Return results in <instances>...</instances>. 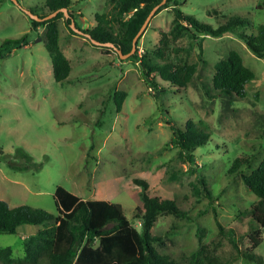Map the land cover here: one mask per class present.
Wrapping results in <instances>:
<instances>
[{"label":"rangeland","instance_id":"374dc122","mask_svg":"<svg viewBox=\"0 0 264 264\" xmlns=\"http://www.w3.org/2000/svg\"><path fill=\"white\" fill-rule=\"evenodd\" d=\"M44 1L0 0V44L29 32L25 43L0 57V199L56 214L53 190L62 185L84 199L120 203L140 230L132 214L141 204L142 186L132 179L143 178L151 195L175 199L188 216L158 215L151 227L153 235L161 236L153 242L158 251L183 253L181 264H190L187 256L207 244L228 264H251L238 256L226 234L218 233L214 213L224 230H234L238 248L250 245L246 209L256 196L240 171L248 173V166L264 155V56L254 54L238 33L255 34L257 25L264 24V0H179L183 13L213 27L231 15L249 21L235 32L205 36L201 47L188 34L171 35L170 6L153 14L139 35L138 52L161 46L175 63L196 64L186 87L169 85L157 96L138 62L118 57L110 45L71 33L63 16L57 19L59 45L71 69L65 80L55 81L44 28L32 30L24 10L46 12ZM71 8L86 28L96 23L95 12L108 11L110 5L106 0H72ZM231 49L255 74L241 98L212 88L214 64ZM117 90L125 92L119 110L113 97ZM187 120L209 133L207 142L195 148L193 162L179 156L171 141L170 125L184 128ZM238 156L247 162L227 173ZM28 227L37 228L23 224L15 233L0 232V247L11 246L14 257L22 256ZM262 235L255 252L264 258Z\"/></svg>","mask_w":264,"mask_h":264},{"label":"trees","instance_id":"16d2710c","mask_svg":"<svg viewBox=\"0 0 264 264\" xmlns=\"http://www.w3.org/2000/svg\"><path fill=\"white\" fill-rule=\"evenodd\" d=\"M161 0H106L110 5L108 11L95 12V24L82 28L75 20L72 11V0H45L41 10L37 13L33 8L29 10L43 17L56 9L65 7L68 16L58 11L50 18L37 20L29 17L31 29L38 26L44 28V45L51 59L52 74L55 81L62 82L70 72L71 65L59 45V29L57 19L64 17V22L71 33H76L70 27L71 18L76 27L101 42H111L122 53L130 51L132 38L140 28L150 9ZM179 0H166L155 11L170 6L173 12L174 25L169 32L173 37L188 34L197 39L199 47L205 36H221L228 32H235L237 27L249 24L246 17L231 15L217 26L202 22L193 15L183 13L178 5ZM26 32L18 38H6L0 44V57L8 49L19 47L25 43ZM166 32L162 33V37ZM257 56H264V24L256 27L255 34L238 33ZM133 53L128 57L138 62L143 76L152 85L153 95L157 96L166 86L183 88L191 81L195 71V63H175L171 58L163 55V48L156 47L153 51L138 52V39ZM37 40V38L35 39ZM117 56L119 57L118 53ZM255 78L253 70L244 65L240 53L231 49L214 64L211 78L212 88L218 93L243 97L245 85ZM166 85H164V83ZM168 83V84H167ZM117 110L120 109L125 92L117 90L113 94ZM172 129L171 141L178 147V155L186 160L194 161V150L203 145L209 138V133L199 127L193 120H187L184 128L170 125ZM29 158L25 153H22ZM247 157H235L227 173L236 171L239 166L247 162ZM249 172L240 171L244 185L255 197L246 212L250 213V226L247 238L250 245L245 249L237 246L233 229H226L216 218L219 234H226L238 256L251 264H264V258L255 252V248L263 239L264 232V155L256 165H249ZM199 183L203 186L207 197L212 200L206 180L199 176ZM132 182L142 186L140 191L141 204L135 206L132 217L140 221V230L124 215L121 204L107 199H84L69 191L62 185H56L53 190L56 214H52L40 207L20 204L10 206L0 199V232L15 233L23 224L36 226V231L25 236L22 240L23 255L14 257L12 247H0V264H181L185 258L181 253L173 256L167 252L158 251L154 241L161 240V236L153 235L151 227L158 215L170 213L176 216L188 217L177 205L173 198H161L151 195L148 182L143 178L134 177ZM190 264H228L215 249L207 244H200L188 256Z\"/></svg>","mask_w":264,"mask_h":264},{"label":"water","instance_id":"95a60500","mask_svg":"<svg viewBox=\"0 0 264 264\" xmlns=\"http://www.w3.org/2000/svg\"><path fill=\"white\" fill-rule=\"evenodd\" d=\"M13 1L17 2V0H13ZM165 1H166V0H161L159 3L155 4V5L150 9V11L148 12L147 16L145 17L143 23L141 24L140 28L138 29V31L135 33V35H134L133 38H132V41H131V43H132V47H131L130 51H128V52H126V53H122L120 49L115 48L114 45H113L111 42H101V41H99V40H96V39L92 38V37L90 36L89 33L84 32V31L81 30L80 28L76 27V25H75V21H74L73 18H71L69 24H70V27H71L75 32H78V33H81V34L86 35V36H87V37H88L93 43L98 44V45H110V46H112V47L115 48V50H116V52L118 53V55H119L120 58H125V57H129V56L133 53V51H134V49H135V47H136V40H137V38L139 37L141 31L145 28V26L147 25V23L149 22V20H150V18L152 17V15L155 13V11L158 9V7H159L160 5H162L163 3H165ZM24 10H25V12H26L30 17L35 18V19H37V20H43V19L50 18L51 16L55 15L58 11H63V12H64V15H65V16H68V12H67V10H66L65 7H62V8L56 9L55 11H53V12H51V13H49V14L43 16V17H40L37 13H33V12H31L29 9H24Z\"/></svg>","mask_w":264,"mask_h":264},{"label":"crops","instance_id":"0c3cea01","mask_svg":"<svg viewBox=\"0 0 264 264\" xmlns=\"http://www.w3.org/2000/svg\"><path fill=\"white\" fill-rule=\"evenodd\" d=\"M31 227H28V228H26V231H29L28 233H26V234H24V236L23 237H25V236H27V235H29V234H31V233H34L35 232V230H31L30 229ZM33 228V227H32Z\"/></svg>","mask_w":264,"mask_h":264}]
</instances>
